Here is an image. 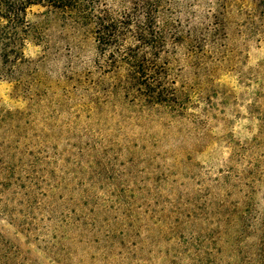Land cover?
I'll use <instances>...</instances> for the list:
<instances>
[{
  "label": "rangeland",
  "instance_id": "1",
  "mask_svg": "<svg viewBox=\"0 0 264 264\" xmlns=\"http://www.w3.org/2000/svg\"><path fill=\"white\" fill-rule=\"evenodd\" d=\"M173 13L177 102L152 105L29 8L45 38L0 76V264H264V0Z\"/></svg>",
  "mask_w": 264,
  "mask_h": 264
},
{
  "label": "trees",
  "instance_id": "2",
  "mask_svg": "<svg viewBox=\"0 0 264 264\" xmlns=\"http://www.w3.org/2000/svg\"><path fill=\"white\" fill-rule=\"evenodd\" d=\"M176 0H0V76L20 77L24 49L44 39L27 17L32 6L60 15L69 29L93 37L96 61L119 76V88L134 100L176 105L168 63L186 37L174 24ZM188 39V38H187Z\"/></svg>",
  "mask_w": 264,
  "mask_h": 264
}]
</instances>
